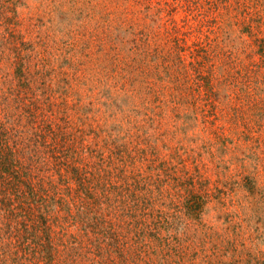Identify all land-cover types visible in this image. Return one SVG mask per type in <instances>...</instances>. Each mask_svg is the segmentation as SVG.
I'll return each mask as SVG.
<instances>
[{
  "label": "rangeland",
  "instance_id": "374dc122",
  "mask_svg": "<svg viewBox=\"0 0 264 264\" xmlns=\"http://www.w3.org/2000/svg\"><path fill=\"white\" fill-rule=\"evenodd\" d=\"M263 52L264 0H0L8 124L22 57L88 170L140 181L109 193L134 222L121 264H264Z\"/></svg>",
  "mask_w": 264,
  "mask_h": 264
},
{
  "label": "trees",
  "instance_id": "16d2710c",
  "mask_svg": "<svg viewBox=\"0 0 264 264\" xmlns=\"http://www.w3.org/2000/svg\"><path fill=\"white\" fill-rule=\"evenodd\" d=\"M8 8L1 19L13 25L14 6ZM140 34L148 38L144 28L134 35ZM16 72L21 88L16 95L15 125L8 124L10 118L14 120V88L0 97V114L4 110L7 118L3 121L0 116V240L9 239L0 264L8 252L14 253L15 264H26L30 254L41 255L44 264L123 263L127 258L124 228L134 222L120 221L109 193L119 190L114 183L132 185L140 182L138 177L129 181L121 172L113 181L111 172L101 175L88 170V163L73 148L67 125L51 109L46 111L44 103L40 105L22 57ZM60 182L75 183L68 186L73 194L55 203L52 185ZM133 196L135 208L140 201L152 203L149 197Z\"/></svg>",
  "mask_w": 264,
  "mask_h": 264
}]
</instances>
